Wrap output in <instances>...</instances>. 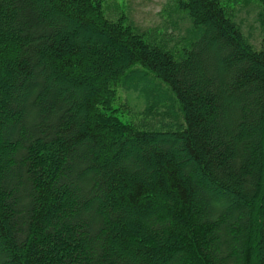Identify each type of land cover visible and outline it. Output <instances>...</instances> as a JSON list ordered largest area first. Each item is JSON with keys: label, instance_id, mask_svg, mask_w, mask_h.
Instances as JSON below:
<instances>
[{"label": "trees", "instance_id": "trees-1", "mask_svg": "<svg viewBox=\"0 0 264 264\" xmlns=\"http://www.w3.org/2000/svg\"><path fill=\"white\" fill-rule=\"evenodd\" d=\"M256 1L260 49L226 0H174L178 48L102 0H0V264H264Z\"/></svg>", "mask_w": 264, "mask_h": 264}, {"label": "rangeland", "instance_id": "rangeland-1", "mask_svg": "<svg viewBox=\"0 0 264 264\" xmlns=\"http://www.w3.org/2000/svg\"><path fill=\"white\" fill-rule=\"evenodd\" d=\"M227 2L235 13L236 20L241 25L245 36L257 49H260L263 28L259 3L256 0H226ZM102 4L110 18L116 19L125 15L141 31L151 34L158 41L166 39V44L170 48L180 47L187 36L189 20L175 9L174 0H102ZM153 81L155 80L152 79ZM133 85L131 80H128L117 87L118 93L114 105L119 108L117 114L123 120L132 118L138 120L145 113V98ZM172 107L161 106L158 112L159 119H164L165 123H183V116L177 104L174 108ZM169 108L173 112L172 115L168 114ZM154 119L156 120L152 118V121ZM155 124L158 126L160 121L156 120Z\"/></svg>", "mask_w": 264, "mask_h": 264}]
</instances>
